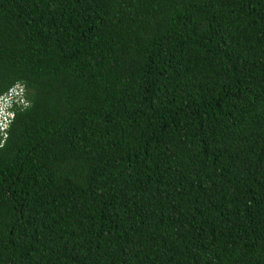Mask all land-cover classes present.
<instances>
[{
	"label": "trees",
	"instance_id": "16d2710c",
	"mask_svg": "<svg viewBox=\"0 0 264 264\" xmlns=\"http://www.w3.org/2000/svg\"><path fill=\"white\" fill-rule=\"evenodd\" d=\"M0 264H264V0H0Z\"/></svg>",
	"mask_w": 264,
	"mask_h": 264
},
{
	"label": "built area",
	"instance_id": "2783aa9c",
	"mask_svg": "<svg viewBox=\"0 0 264 264\" xmlns=\"http://www.w3.org/2000/svg\"><path fill=\"white\" fill-rule=\"evenodd\" d=\"M27 105L24 98L23 86L16 83L10 86L0 95V124H6L7 127L0 131V145L6 138V132L11 123L16 110H22Z\"/></svg>",
	"mask_w": 264,
	"mask_h": 264
},
{
	"label": "clouds",
	"instance_id": "9594fccd",
	"mask_svg": "<svg viewBox=\"0 0 264 264\" xmlns=\"http://www.w3.org/2000/svg\"><path fill=\"white\" fill-rule=\"evenodd\" d=\"M7 127V125L6 124H0V131H2L4 128H6ZM0 146H2V145H0Z\"/></svg>",
	"mask_w": 264,
	"mask_h": 264
}]
</instances>
